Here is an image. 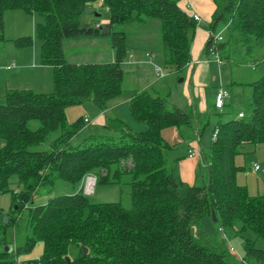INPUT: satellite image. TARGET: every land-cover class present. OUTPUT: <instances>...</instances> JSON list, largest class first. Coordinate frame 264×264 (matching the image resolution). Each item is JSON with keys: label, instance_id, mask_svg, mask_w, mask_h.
<instances>
[{"label": "trees", "instance_id": "obj_1", "mask_svg": "<svg viewBox=\"0 0 264 264\" xmlns=\"http://www.w3.org/2000/svg\"><path fill=\"white\" fill-rule=\"evenodd\" d=\"M95 2L107 9L105 27L83 20ZM13 10L42 19L35 28L41 40L40 63L52 68L53 91L10 90L0 103V193L9 191L12 176L22 186L21 192L13 193L15 202L6 215L7 223L0 217V247L7 246L5 229L17 225L24 211L30 226L24 245L10 254L0 253V260L11 255L16 264V257L25 255L28 259L21 264H234L233 253L201 229V219L212 211L222 227L239 220L243 229L264 239V196L251 197L245 187L237 185L234 163L244 145L264 143V76L248 84V114L215 123L216 137L206 157L207 180L190 186L171 174L164 154L169 145L162 131L188 128L198 141L209 121L200 126L203 119L192 109L169 107V94L160 97L145 90L134 94L129 112L144 131L135 132L121 120L107 119L103 127L110 135L88 136L75 147L70 140L86 122L78 119L69 125L64 115L67 107L85 102L104 111L120 94L121 65L128 51L125 33L111 31L115 25L159 21L164 64L176 70L187 65L196 22L179 7L178 0H0V44L4 14ZM218 26L225 28L227 39L214 42ZM208 31L205 54L214 46L226 61L223 52L231 41L250 52L264 43V0H215ZM96 36L109 37L112 62L65 60L63 40ZM13 42L27 47L32 38L19 37ZM214 109L218 116L226 113ZM33 121L37 123L34 129ZM55 131L59 135L50 149H37ZM180 133L183 136L184 130ZM128 159L133 163L129 170L121 166ZM99 170L105 174L96 176V184L130 189L129 208L119 202L92 203L82 188L72 195L55 196L46 205L30 207L39 186L56 179L80 185L85 174ZM70 246L78 250L75 258L69 257ZM38 247L39 255L31 257ZM82 248L87 250L85 255ZM240 260L242 264H264V250L246 241Z\"/></svg>", "mask_w": 264, "mask_h": 264}, {"label": "rangeland", "instance_id": "obj_2", "mask_svg": "<svg viewBox=\"0 0 264 264\" xmlns=\"http://www.w3.org/2000/svg\"><path fill=\"white\" fill-rule=\"evenodd\" d=\"M100 14V17H96L95 13ZM4 14L5 20V32L4 41L0 44V61L5 57L19 58L16 65L25 66V63L31 66L37 67L40 64V48L41 40L36 34V25L42 22L39 16H29L20 10L7 11ZM16 17V18H14ZM108 14L102 7V4L95 2L89 5L84 15V22L87 24L101 23L106 25ZM209 24H200L204 29H208ZM13 30V31H11ZM115 32H124L126 37V46L128 53L132 52L131 49L137 51V58L141 61H146L140 65H134L135 59H127L122 70L124 72V78L121 85L120 94L114 99L110 100L107 104V108L102 111L94 104L85 102L73 106H69L65 109L64 115L67 124H73L78 119H87L89 123L83 125L82 128L72 137L70 140L71 146L79 145L82 140L88 136L96 135H110V132L103 127L107 119H118L126 124L131 130L135 132L144 131L145 127L136 122L129 112V96L139 93L141 91H148L157 93L158 96L164 97L169 94V107L175 105L185 110L186 100L184 97V89L194 90V79L192 77L191 68L184 67L182 70H176L173 66H167L163 63L164 50L160 39V23L157 20H149L145 24H128V25H115L112 27ZM229 30V29H228ZM216 34L221 33L224 40L227 39L225 28L218 26L216 28ZM234 36V33L230 34ZM31 37L32 44L27 47H17L14 44V40L18 37ZM15 37V38H13ZM87 39H78L77 42H82ZM69 40L62 41V48L64 51L65 60L69 63H87V62H106L109 59V49L102 52L99 56L98 52L93 47L81 46L82 49L76 54H73L70 49L67 48ZM137 47V49H135ZM107 51V52H106ZM151 52L152 56L145 57L146 52ZM227 60L220 68L232 69L234 73L235 81H255L259 77L264 76V66L262 65L260 55L264 54V43L254 46L250 52H248L239 42L231 41L226 44V48L223 52ZM213 59V58H210ZM217 67L211 69L210 77H212L211 83L206 88L207 95L220 85L219 68L217 62L214 60ZM224 66V67H223ZM155 67H159L164 78L159 79L155 74ZM252 67L254 69H252ZM46 74V75H45ZM182 80V82H180ZM222 82V88H230L229 82H225V78ZM26 82H30L27 78ZM42 84H37V88L34 93L37 94H49L53 91V73L52 70H44ZM193 84V85H192ZM34 85V84H33ZM35 86V85H34ZM36 87V86H35ZM236 95V94H235ZM251 97L248 93L243 96L240 95L230 102L226 113L218 116L216 110L209 109V113L206 118H203L200 122L208 120L207 125L199 138L200 143L198 147H188L191 150L200 154V149L206 155L209 154L212 133L214 125L218 120L222 122L228 121L236 117L239 111L243 114L249 113V102ZM4 101V98H0V103ZM31 128L37 126L36 122L30 123ZM184 130L183 138L186 140H195L196 136L188 128H182ZM59 135V131H55L48 135L45 142H43L37 149L49 150L50 145ZM162 137L165 142L170 143L169 147L172 149L174 145L182 143V136L180 131L176 127H168L163 129ZM187 143H183L180 149L174 152L165 151V156L169 159L172 155H185ZM183 147V148H182ZM199 149V151H198ZM182 157V156H181ZM170 160V159H169ZM234 163L238 170L236 171L237 185L245 187L247 193L251 197L264 196V143L257 145H244L239 154L235 156ZM261 168L259 171H254L253 167L257 166ZM123 168L129 170L132 168L133 163L131 159L121 162ZM202 169V167H201ZM204 178L198 177L196 184L198 186L203 185L206 181V169H202ZM104 171L99 170L97 173L92 172L85 174L80 185L72 184L61 179L53 180L51 184L45 183L36 189V192L32 198L30 207L46 205L47 202L58 195H72L79 191L80 188H86V184L89 178H93L94 183L89 194H85L89 197L92 203L100 202H119L124 208L130 207V189L125 185L122 188L116 186H105L96 184V176L104 175ZM9 191L0 193V217L3 218L6 215H10L11 209L15 202V196L13 193L22 191V186L19 184L18 178L12 176L9 180ZM83 190V192H84ZM88 190V189H87ZM27 211L22 212L21 219L17 225L9 226L5 229V239L7 246H12L14 251L16 248L22 247L26 241L28 234L30 233V226L27 225L26 215ZM201 229L209 237H212L219 245L228 249L232 247L234 253L232 254L234 264H242L240 259H243L245 253L246 241L253 243L256 249L264 250V239L259 238L249 229H243L242 223L239 220L233 221L231 226L222 227L220 222H214L212 216H205L200 221ZM221 229V231L219 230ZM226 240H223L224 238ZM7 246L0 247V253L7 252ZM37 249H34L31 257L36 255ZM78 252L75 246H70L69 257L75 258ZM10 254L9 252H7ZM26 259L25 255L16 257L17 261ZM0 264H12L11 255L5 256L0 260ZM249 264H259L255 261H250Z\"/></svg>", "mask_w": 264, "mask_h": 264}, {"label": "crops", "instance_id": "obj_3", "mask_svg": "<svg viewBox=\"0 0 264 264\" xmlns=\"http://www.w3.org/2000/svg\"><path fill=\"white\" fill-rule=\"evenodd\" d=\"M178 5L179 7L185 11L188 15H193L197 14L200 17V22L196 24V27L194 29V32L192 34V39H191V45H190V60L187 63L185 67L191 68L192 72V77L191 80L194 79V85L195 88L194 90H185L184 89V97L186 100V106L185 110L192 109V111L195 113L196 117H199L201 119L206 118L207 114L209 113V109L214 108V96L215 93L219 88H222V78H225V82H229L228 79H230V88L223 87L228 90L229 92V98L225 100V105L222 109V111H225L226 108H228L230 102L232 99L236 98L240 95H244L248 93L250 95V88L248 87V84L254 81H249V82H244V81H238L234 79V73L232 69L229 68L227 70L226 68H220L222 65H224L225 60L222 61L221 65H218L219 68V78H220V85L219 87H216L210 94L209 96L207 95L206 88L208 87L209 84L211 83L212 77H210V72L211 69L217 67V65L214 62V56L205 54L204 52V47L206 44V41L209 36V31L208 29H204L200 26V24H209L212 19V15L215 11V0H178ZM103 7V6H102ZM104 8V7H103ZM104 10L107 12V9L104 8ZM21 11V10H20ZM94 12V11H93ZM95 13V12H94ZM6 14V13H5ZM96 17H100V14L95 13ZM16 18V17H14ZM106 23H108V17L106 20ZM94 24V23H93ZM94 25L99 26V27H105L107 25H103L101 23H95ZM5 20H4V32H5ZM13 31V30H11ZM112 31V29H111ZM15 38V37H13ZM19 38V37H18ZM78 39H70L68 42L67 48L70 49V51L73 54H76L79 50L77 49H82L83 47L81 46H88V47H93L100 55H102L104 49L108 50L109 49V59L106 62H112L114 59V53H113V48L111 46V42L108 36H96V37H84L81 39H87L82 42H77ZM63 49V48H62ZM137 49V47L135 48ZM132 52L128 53L127 52V57L125 61L122 63V66L126 62L127 59H135L136 61L133 63L134 65H140L142 63H146V61H141L137 58V51L134 49H131ZM64 52V51H63ZM107 52V51H106ZM152 56L151 52H146L145 57H150ZM101 57V56H100ZM213 58V59H210ZM262 65L264 66V54L260 55ZM19 58H13V57H3L2 60L0 61V98H4V95L7 91L10 90H31L35 91L37 88V84H42L44 83L43 81V75H44V70L46 69H51L49 66H44L41 63L35 66L28 65L25 63V66L22 65H16L15 62H18ZM164 63V57L162 59ZM199 62V63H196ZM85 63V62H84ZM84 63H77L75 64H84ZM90 63V62H87ZM224 67V66H223ZM156 68V67H155ZM159 68V67H157ZM252 69H254L252 67ZM161 70V69H160ZM162 72V71H161ZM156 76L157 73L155 72ZM46 75V74H45ZM165 75L161 78L157 76V78L162 79L164 78ZM29 79L30 82H26V79ZM36 86H34V85ZM193 85V84H192ZM136 94V93H135ZM236 94V95H235ZM134 96L131 95L128 98V103ZM110 103V102H108ZM107 103V104H108ZM107 108V107H106ZM239 113H242V111H239ZM198 118V119H199ZM105 124V123H104ZM195 128H197L195 126ZM179 130V129H178ZM181 131V130H179ZM181 134V133H180ZM182 143H187V145H183V147L187 146V149L185 151V155H178L176 154L175 156L172 155L171 158H167V164L170 169L171 174L176 178L181 180L187 185H197V179L198 177H201L202 179L204 178V173L202 169H206V175H207V161H206V155L202 152L200 149V154L195 151V157L194 158H189L188 157V151L191 150L192 147H198L200 140L198 141H187L183 138L182 136ZM168 145L170 143L167 142ZM181 144L178 143V145H174L172 149H170V152H174L177 149H180ZM182 147V148H183ZM191 147V148H188ZM165 151H168V150ZM199 151V149H198ZM165 154V152H164ZM182 156V157H181ZM258 166V165H257ZM202 167V169H201ZM261 168H258L257 170L254 169V171H259ZM207 180V176H206ZM206 181L203 182V184ZM198 186V185H197ZM36 257L39 255V247L36 250ZM77 254V252H76ZM33 257V256H32ZM28 259V258H26ZM24 260L20 261L21 262Z\"/></svg>", "mask_w": 264, "mask_h": 264}, {"label": "built area", "instance_id": "obj_4", "mask_svg": "<svg viewBox=\"0 0 264 264\" xmlns=\"http://www.w3.org/2000/svg\"><path fill=\"white\" fill-rule=\"evenodd\" d=\"M192 18H193V20L196 22V24H198V23L200 22V17H199L197 14H193V15H192ZM213 38H214V40H213L214 42H218V41L220 42V41L222 40L221 33H217V34H215ZM209 55L214 56V59H215V61L217 62L218 65H221V64H222V60H221V58L219 57V54L215 51L214 46H211V48L209 49ZM196 63H199V62H196ZM155 72L157 73V76H159V78H161V77L164 76V74L161 72L160 68H157V67H156V68H155ZM227 98H229V92H228V90L225 89V88H219V89L217 90V92L215 93V96H214V107H215L217 110L222 111V109H223V107H224V105H225V100H226ZM237 117H238V118H242V117H243V113H239V114L237 115ZM84 121H85L86 123H89V121H88L87 119H84ZM216 133H217L216 130L212 133V140L215 139V137H216ZM188 157H189V158H194V157H195V151H193V150H189V151H188ZM254 169L257 170V169H258V166H255ZM94 180H95V179H93V178H89V179H88L87 184H86V188H85V190L83 189V190H84L83 193H85V194H89V193L91 192L92 189L87 190V186H88L89 181H92V187H93V186H94V185H93ZM219 230L221 231V229H219ZM222 237H223V236H222ZM223 238H224V240H226L225 237H223ZM228 249H229V251H230L231 253H234V250H233L232 247H229ZM16 264H20V262L18 261Z\"/></svg>", "mask_w": 264, "mask_h": 264}, {"label": "water", "instance_id": "obj_5", "mask_svg": "<svg viewBox=\"0 0 264 264\" xmlns=\"http://www.w3.org/2000/svg\"><path fill=\"white\" fill-rule=\"evenodd\" d=\"M180 82H182V80H180ZM211 216H212V218H213V221L216 222L215 214H214L213 211L211 212ZM3 223H4V224L7 223V217H6V216L3 217ZM5 247H6V246H5ZM6 250H7V252L10 253V252L12 251V246H7ZM82 251H83V254H84V255L87 253L86 248H82ZM67 259H68V258H67Z\"/></svg>", "mask_w": 264, "mask_h": 264}, {"label": "bare ground", "instance_id": "obj_6", "mask_svg": "<svg viewBox=\"0 0 264 264\" xmlns=\"http://www.w3.org/2000/svg\"><path fill=\"white\" fill-rule=\"evenodd\" d=\"M92 188V181H89L87 189L90 190Z\"/></svg>", "mask_w": 264, "mask_h": 264}]
</instances>
